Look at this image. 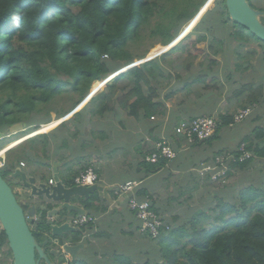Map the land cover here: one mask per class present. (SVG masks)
<instances>
[{
	"label": "trees",
	"instance_id": "16d2710c",
	"mask_svg": "<svg viewBox=\"0 0 264 264\" xmlns=\"http://www.w3.org/2000/svg\"><path fill=\"white\" fill-rule=\"evenodd\" d=\"M210 3L211 0H0V131L22 123L28 129L12 137H23L49 124L50 113H55V120H60L84 100L92 83L97 81L95 87L104 79L106 82L112 81L115 73L145 59L149 50L138 53L141 34L149 39H158L157 45L162 46L150 53L154 57L173 42L198 14L202 15ZM249 4L253 6L251 0ZM225 23L232 25L230 29L234 30L233 35L224 34ZM196 33H200V36L192 41L193 45L207 39L211 45H219L223 36L229 38L231 35L233 40L242 43L260 41L230 20L225 0L214 2L213 8L204 14L191 35ZM261 44L264 45V42ZM175 49L117 75L115 81L105 87V91L97 93L91 100L92 108H96L100 101L107 100V106L100 109L97 107L101 115L103 111L111 109L109 104L116 102L113 97L124 92L117 100L119 106L128 110L129 115L138 121L151 123V117L163 116L164 104L153 102L158 98V89L150 85V79L159 81L167 76L163 60ZM244 91L248 95L245 105L241 106L243 109L250 108L253 103L262 104V85L256 89L248 85ZM62 94L78 96L69 110L56 108L55 99ZM131 99L132 104L127 106L126 102ZM83 110L73 115V123L81 120V125H84L97 117L96 113L90 112L88 115V111L83 114ZM219 119L223 125H219V129L233 124V116L221 115ZM79 127L78 124L75 130ZM173 129L174 125L165 129L170 139ZM217 133L211 139L196 144L213 143ZM46 135H38L8 151L7 165L1 175L7 177L14 170L15 164L20 162L30 167L36 165L40 155L46 161L49 160L46 145L50 137ZM42 141V146L36 147ZM65 144L63 138L61 145ZM237 149L239 151L234 158L235 162L229 165L231 170L243 169L256 163L254 160L262 158L264 124L255 128L251 135L240 138ZM241 151H246L249 157L238 162L243 156ZM15 153L20 156H15ZM221 153L217 151L214 156ZM204 161L208 162V158ZM166 163V160L161 159L157 164L142 163V166L149 174ZM64 168L68 170V167ZM227 175L230 176L231 172ZM73 180H68V184L73 185ZM238 199L241 205L238 210L234 204L223 203L221 200L209 209L213 218L218 220L217 225H200L196 229L197 220H192L191 233L184 227L164 232L158 242L162 264H264V181L259 180L257 188L248 186L241 189ZM152 209L161 217L163 224L168 226L153 203ZM105 211L103 207L96 208L97 214H104ZM229 214L234 216L228 218ZM198 215L204 219L209 218L202 212ZM37 226L47 232L43 225ZM31 232L37 241L45 239L38 231ZM4 236L2 232L3 239ZM78 262L85 264L83 261L72 264ZM113 262L133 264L121 256L114 258Z\"/></svg>",
	"mask_w": 264,
	"mask_h": 264
},
{
	"label": "rangeland",
	"instance_id": "374dc122",
	"mask_svg": "<svg viewBox=\"0 0 264 264\" xmlns=\"http://www.w3.org/2000/svg\"><path fill=\"white\" fill-rule=\"evenodd\" d=\"M216 1L217 0H211L205 12L202 15H198L197 18H194L195 20L193 19L184 30L182 29V34L175 42L169 47H165L160 53L153 55L154 57H152L150 53L157 49V47H161L157 45L158 39H149L145 34H141L138 53H142L146 50H149V52L146 54L145 59L134 62L136 64L137 62H148L160 58L170 52L171 49L176 48L173 52L167 54L163 60V66L167 76L159 79V81L150 79V85L158 89V98L154 99L153 102L159 101L163 103L165 107V113L162 117L164 118L162 119L163 127L161 121H152L154 125L161 126V128H158L159 130L156 128L153 132H147L144 128H139L141 124L138 119L130 116L128 110L125 108H120L117 100L125 94L124 92L117 93L113 97V101L116 102L114 104H109L111 109L103 111L101 115H99L97 107L100 109L105 105L107 106V100H102L97 103V107L94 109L90 105L91 100L99 93L105 91V87L112 84L116 76L125 70L124 68L115 73V79L113 78L112 81L105 82L104 85L96 91L93 90L94 83L97 81L92 83V87L89 89L90 91H87L84 96L85 98L83 97L84 100L77 106L78 108L83 106V109L87 106L84 110L82 109L83 114L87 113V111L88 115L90 112L92 114L96 113L97 117H94L95 120H91L84 125H81V120H77L73 123V115L76 111L80 110V108L78 109L77 107L68 115L64 116L65 118L60 120H55L56 114L50 113V123L44 124L38 128L37 132L26 137L29 138L35 134H47L50 138L47 139L46 150L48 153L46 155L50 159V162H52L51 164L53 165L56 163L54 159L58 157L62 161V167L71 168L70 174H72L78 167L86 163L90 152H92L93 146L102 147L100 152L103 157L111 154L113 158L117 157L116 163L122 160L128 162L129 157H132V155L138 158V152H143L142 155L148 153V151L152 149V144L159 138L157 135L160 136L161 133H168L165 129L169 125H172L173 120L179 121L184 118L214 116L213 118L217 119L219 124L222 125L219 116L229 115L234 117V115L242 109L241 106L245 105L244 102L248 94L244 91V87L248 85H251L252 89H256L260 85L264 87V45L261 44V41L256 42L251 40V42L242 43L233 40L232 33L234 30L230 29L232 25L229 24V21H227L229 23L223 25V31L225 35H227V33L228 35H232L229 38L223 36L219 45H211L209 39H207V41H199L193 45L192 41L200 36V33L191 35L193 29L201 21L204 14L213 8L214 2ZM251 3L254 8L264 11V0H251ZM189 36L192 37L188 38ZM241 44L243 46H241ZM212 62L215 63L213 64ZM104 81L105 79L103 82ZM240 92H242L241 95L238 94ZM77 97V95H59L55 99L56 108L58 110H69L71 103L75 101ZM132 102V99L127 101V106L132 104ZM261 102V105H259V102L251 105L249 108L251 111L247 116L248 118L244 121L232 128L222 127L218 130L216 135L217 138L212 143V148L213 150L221 151L222 153L220 155L211 156L208 153H202L201 149L204 145L195 144L190 146L191 148L188 151V153L193 154L190 159H187L188 164L183 165V163L186 162L184 159L180 161L178 159L176 161V163L179 161L177 164H181V166H191L188 173L181 175V178L187 180V184L180 186L181 190L176 191L174 194L175 201L169 202L173 209H177L176 213H179L177 220L183 221L184 225L179 226L178 224H174V226L170 227L171 230L184 227L186 231L191 233L193 231L190 227L192 220H197V223H195L197 226L196 229H198L200 225L206 227L212 224L217 225L218 220L214 219L213 214L209 212L211 207L216 206L219 200H221L223 203L234 204V208L238 210L241 207L240 200L238 199L239 191L248 186L257 188L259 180L264 181V156L258 160H254L256 163L247 165L243 169L235 168L231 170L229 167L230 164L235 162L234 158L239 151L237 149L239 139L247 134L251 135L255 128L264 124V97L261 99ZM175 116H177V118H175ZM78 124L80 127L76 131L75 128ZM154 125L147 128V130L152 129ZM26 128L22 132L28 129ZM47 128L50 129L47 130ZM171 135L172 132L170 133V137ZM11 136L6 137L0 142V148ZM18 137L21 138L22 136ZM18 137H13V139ZM63 138L66 140L65 146L61 145ZM21 141H25V137L21 138ZM81 142H85L83 148L80 147ZM43 143L44 141H42L41 144L38 142L36 147H41ZM121 145L124 147H121L122 150H118L117 146ZM13 146L14 145H11L9 149ZM241 152L242 155L248 154L246 151ZM16 155L20 156L19 153H15V156ZM203 155L208 157V162H204L206 164L200 163L192 167V164H196ZM75 156H79V158L77 159ZM80 158L84 159H82L78 165V160ZM217 158L223 160L222 175L218 177L217 181H211L209 176L201 177L197 171L201 172L204 166L214 164ZM242 160H244L243 157L238 162ZM37 161L38 163L32 165L31 169L37 171L40 177L47 178V171L50 170H47L46 166H44L46 160L40 155ZM24 164L26 163L24 162ZM89 168L93 169V166L91 165ZM228 172H231L230 176L227 175ZM219 178H222V180H219ZM261 187H263V183ZM25 195L28 196L27 193H20L17 196L19 200L24 204L26 203L28 206ZM93 196L94 197L91 199L92 201L96 199V194ZM96 203L97 202H87L86 205L89 208H93ZM203 210H205L203 212L205 216L209 217L208 219H204L198 215ZM216 213L218 214L219 212ZM233 216L234 214L227 215L228 218ZM109 224L110 229L106 230V232L99 228L101 234L106 233L108 237L107 240L101 239L100 237L96 239L87 237V233L82 237L79 233H74L70 234L72 235L70 237L61 239L58 245H61L64 241L85 240L84 243L88 241L91 245L90 247L94 248V250L88 253H83L82 251L77 254L75 259L78 261L80 258L85 259V264H115L113 259L119 256L131 260L133 264L163 263V260L160 258L159 260H155L158 253L151 248L143 249L142 254L135 258L136 252H134V246L137 245L128 240L122 244L119 240V234L115 230V225L112 223ZM33 226H36L33 228V233L34 231H38L44 235L45 230H43L42 227L40 228L36 224ZM51 241L52 239H50V242ZM142 248L141 244V249ZM155 248H158L157 243ZM5 255L7 256L5 263L10 264V252L7 251ZM68 257L70 258L69 255L63 253L60 254L58 258L54 256V259L50 256L49 260L54 264H70L71 258L68 259ZM152 261L153 263H151ZM41 264H44V262H41ZM77 264L82 263L78 262Z\"/></svg>",
	"mask_w": 264,
	"mask_h": 264
},
{
	"label": "water",
	"instance_id": "95a60500",
	"mask_svg": "<svg viewBox=\"0 0 264 264\" xmlns=\"http://www.w3.org/2000/svg\"><path fill=\"white\" fill-rule=\"evenodd\" d=\"M225 5L232 22L264 42V11L251 6L249 0H225ZM138 63H133L123 72L145 62ZM24 128L25 125L20 123L10 126L6 131H0V141L22 132ZM51 170L52 184L45 182L44 178L29 176L21 169H16L11 174L12 178L20 180L21 185L29 191V201L34 203H28V208L19 203L13 187L0 174V226L12 256V264H53L46 254L49 241L39 243L31 232L28 220L31 225H43L50 238L65 239L74 233L83 236V231L72 226L71 221L75 216H88L90 212L87 206L77 201L83 199L87 204L96 194L113 203L109 196L111 188L101 184L66 186L58 176L55 164ZM83 248L81 243L62 246L63 253L69 255L72 262L75 261L78 251ZM58 253V250H52L50 255Z\"/></svg>",
	"mask_w": 264,
	"mask_h": 264
},
{
	"label": "crops",
	"instance_id": "0c3cea01",
	"mask_svg": "<svg viewBox=\"0 0 264 264\" xmlns=\"http://www.w3.org/2000/svg\"><path fill=\"white\" fill-rule=\"evenodd\" d=\"M105 82H106V79L104 82L103 81L101 82L103 83L102 86L104 85ZM208 95H207V98H208ZM82 107L83 106H81L80 110L83 109ZM164 113H165V110H164ZM155 117L156 118L154 120L161 121L162 127H163V120H162L164 119L162 118L163 116L157 115ZM175 118H177V116H175ZM189 119L184 118L179 121L173 120L172 125L176 126L179 122L186 121ZM93 120L95 119H92V121ZM139 123L141 124L139 128H142V129L144 128L145 131L147 132H153V130L157 128L156 125L153 124V122L144 123V122L139 121ZM237 124L239 123L231 124L229 125L228 128H232ZM152 125H154L152 129L147 130V128H150ZM172 125H169V126H172ZM162 136H167V135L164 133H161L160 136L157 135V137L159 138ZM171 137H172L171 144H172L173 149L176 152V158L172 161H166L167 163L164 166L160 167L156 172L149 173V174H147L143 170L142 163H146L144 161V157H146L147 154L154 151V146L156 142L159 140V138L152 144V149H150L148 153L142 155L143 152H138L139 157L135 158V155H132V157H129L128 162L122 160L121 162L116 163L117 157L113 158L112 154L106 157H103L100 152L102 147L93 146L92 152H90L89 157L86 160V163L78 167L72 174H70L71 168H68L67 170L66 168L62 167L61 165L62 161L58 157L54 159V161L56 162L54 164L56 166L57 174L60 177L61 181H63L64 184H67L66 186H70L69 184H71V183L68 184L69 179L71 180L72 178H74L75 180V178H77L81 173H83L86 168L91 167L92 165L93 169L95 168L94 171H96V174L98 176L97 184H101L104 187L111 188L109 192V196L111 198V202L113 203H109L104 198H100L97 195L94 201L90 200L91 202H97L98 206H93V208L86 207L87 205L84 203L85 201L83 199L77 201V202H81V204L84 205L88 209V211L90 212V216L97 217L96 223L92 225L91 228H88L89 230L84 232V234L87 233L86 235L87 237L94 238V239L100 237L101 239L107 240L108 237L106 233L101 234L99 228L106 232V230L110 229L109 223H112L115 225V230L118 232L119 240L122 242V244H124L125 241L128 240L131 243H134L135 245H137V246H134L135 247L134 252H136L135 258H137L139 255L142 254L143 249L151 248L158 253L157 258L155 260H159L160 250H161L160 244H157L158 248H155L157 242L151 241L148 236L143 235L139 232L140 224L136 220L134 214L130 212L127 207V196L119 194L117 190L113 188L122 183L128 182V181L136 182L138 184V189H137L138 196L142 199H149L154 204L155 209L159 212L161 216H163V218L166 220V222H168V224H170L171 226H174V224H178L179 226L184 225L183 221L177 220L179 213L178 212L176 213L177 209H173L172 206H170L169 202H174L175 192L181 190L180 186L187 184V180L185 178H181V175L188 173L190 171L189 168L191 165L181 166V164H177V163L180 160L184 159L186 162L183 163V165L188 164L187 159H190L191 156H193V154L188 153V151L191 148L190 146H193V145H187L183 140L179 138L176 139L173 133ZM203 145L204 147L201 149L202 153L205 152V153L210 154L211 156H214L216 152L218 151V150H213L212 143L203 144ZM84 146H85V142L84 143L81 142L80 147L83 148ZM186 146H189V147H186ZM121 147L123 148L124 146L123 145L117 146L118 150L119 149L122 150ZM75 157L77 159L79 158V156H75ZM206 158L208 157L203 155V157L196 164H192L193 165L192 167L205 162L204 160ZM82 159L84 158H80L78 160V165ZM178 159L179 161L176 163ZM51 163L52 162H50V159L47 160L46 163H44V166H46L47 170H50V171H47V175H46L47 178H45V182H50V180H52V173H51L52 170L51 169L53 165ZM19 164L20 163L15 164V167H18ZM25 169H28L29 173L31 172V173L39 174L37 173V171L31 169V167L27 165ZM10 180H12L13 183L17 186V191L19 193L24 194L23 189L20 188L19 186L20 182L12 179L11 177H10ZM25 200L30 205L34 203V202H30L29 198H26ZM101 207L105 208L106 211L104 212V214H100V213L97 214L96 208H101ZM204 211L205 210L201 212L203 213ZM84 242L85 240H82L80 242L81 244H83L84 248L79 250L78 253L82 251L83 253H88L94 250V248L90 247L91 245L88 243V241L87 243H84ZM69 243L70 242H65V244H69ZM141 244L143 247L142 249H141ZM4 248H6V245H4ZM68 259L70 258L68 257ZM79 261L84 262L85 259L80 258ZM70 262H71V259H70ZM151 263H153V261Z\"/></svg>",
	"mask_w": 264,
	"mask_h": 264
},
{
	"label": "built area",
	"instance_id": "2783aa9c",
	"mask_svg": "<svg viewBox=\"0 0 264 264\" xmlns=\"http://www.w3.org/2000/svg\"><path fill=\"white\" fill-rule=\"evenodd\" d=\"M249 108L240 110L233 119V124L240 123L247 118ZM155 118L151 117V121ZM219 128L218 120L213 117H201L194 120H186L179 122L174 126V136L184 140L188 144L205 142L211 139ZM243 150V148H241ZM1 157V154H0ZM243 158H248L249 155H243ZM241 157V158H242ZM176 158V152L172 147L170 140L167 137H162L154 146V151L148 154L145 158L147 163L157 164L161 159L172 161ZM206 164V163H205ZM23 165V164H22ZM5 162L0 158V169H3ZM223 160L218 158L212 165H207L198 172L201 177L209 176L211 181H217L222 175ZM222 180V178H219ZM97 181V175L92 168H88L81 173L76 179L77 185H92ZM137 184L128 181L118 186V192L121 195H127V207L132 212L135 218L140 223V233L150 236L152 239H158L163 229L168 231L161 217L152 209V203L149 200H141L136 194ZM96 217L83 216L74 218L72 223L76 227H86L89 224H95Z\"/></svg>",
	"mask_w": 264,
	"mask_h": 264
},
{
	"label": "clouds",
	"instance_id": "9594fccd",
	"mask_svg": "<svg viewBox=\"0 0 264 264\" xmlns=\"http://www.w3.org/2000/svg\"><path fill=\"white\" fill-rule=\"evenodd\" d=\"M200 13V12H199ZM198 16V15H197ZM196 16V17H197ZM182 34V32L175 38V40L173 41V42H175L177 39H178V37L180 36ZM173 42H171L168 46H166V47H169ZM162 47V46H161ZM138 63V62H137ZM127 68V67H126ZM115 79V78H114ZM78 108V107H77ZM79 108H81V106L79 107ZM78 108V109H79ZM243 110V109H242ZM77 112H79V110L78 111H76L75 113H77ZM209 117V116H208ZM63 118H65V117H63ZM63 118H61V119H63ZM155 118V117H154ZM248 118V117H247ZM233 119H234V117H233ZM245 120V119H244ZM243 120V121H244ZM151 121V120H150ZM154 121V120H153ZM218 123H219V121H218ZM220 125V124H219ZM43 126V125H42ZM9 128V127H8ZM7 128V129H8ZM7 129H5V130H3V131H6ZM24 130H25V128H24ZM218 130H219V128H218ZM218 130L216 131V133L218 132ZM38 130H36V131H34V132H32V133H29L28 135H32L33 133H35V132H37ZM172 133H173V130H172ZM16 135V134H15ZM28 135H26L27 137H28ZM38 135H40V134H38ZM37 134H35V135H33V136H31V137H29V138H27L26 136H23V137H25V141H27V140H29V139H32V138H34V137H36V136H38ZM173 135H174V133H173ZM14 136V135H13ZM23 137H21V138H23ZM162 137H164V136H162ZM162 137H160L159 138V140L158 141H160V139L162 138ZM165 137H167V136H165ZM21 138L19 139H13V137L11 136L10 138H8V140H6L7 142L5 143V144H7V145H4L3 147H1V148H3V149H1L0 150V154H1V159H3L4 160V162H5V166H4V168L3 169H0V174H1V172L5 169V167H6V165H7V160H6V153L8 152V151H10L11 149H13V148H15L16 146H18V145H20V144H22L23 142H25V141H21ZM169 140H170V142H171V139L169 138V137H167ZM5 139V138H4ZM176 139H177V137H176ZM182 140V139H181ZM1 141H3V140H1ZM0 141V142H1ZM19 141H21V142H19ZM157 141V142H158ZM184 141V140H183ZM156 142V143H157ZM185 142V141H184ZM15 143H18L17 145H15V146H13L12 148H10L9 149V147L11 146V145H13V144H15ZM186 143V142H185ZM200 143H203V142H200ZM187 145H190V144H188V143H186ZM196 143H194V144H191V145H195ZM8 146V147H7ZM153 152V151H152ZM151 152V153H152ZM150 154V153H149ZM146 158V157H145ZM144 161H145V159H144ZM146 162V161H145ZM147 163V162H146ZM23 164V165H22ZM151 164V163H150ZM203 164H205V163H203ZM26 168V164H24V162H20V164H19V166L18 167H15L14 168V170L12 171V173L11 174H13L14 173V171L16 170V169H21L23 172H26L29 176H34V177H40V175L39 174H36V173H29V171H28V169H25ZM89 168V167H88ZM88 168H86L85 170H87ZM84 170V171H85ZM93 171H94V169H93ZM94 173L96 174V172L94 171ZM11 174H9V175H7V177H3L2 175V177H3V179H5L6 181H8L9 182V184H11L12 183V180H10V177H11ZM97 175V174H96ZM12 178V177H11ZM42 178V177H41ZM8 179V180H7ZM12 179H14V178H12ZM45 179V178H44ZM76 179V178H75ZM15 180V179H14ZM20 181V180H19ZM132 182H134V181H132ZM21 183V182H20ZM74 183H75V180H74ZM98 183V176H97V181L95 182V183H93V184H97ZM126 183V182H125ZM136 183V182H135ZM49 184H52V181L50 180V182H49ZM92 184V185H93ZM122 184H124V183H122ZM137 184V183H136ZM75 185H77L76 183H75ZM121 185V184H120ZM12 186V185H11ZM119 186V185H118ZM118 186H116L114 189H116L117 190V192H118ZM13 187V186H12ZM13 189H14V192L18 195V194H20L18 191H17V188H14L13 187ZM137 189H138V184H137V188H136V194H137V196H138V193H137ZM119 193V192H118ZM120 194V193H119ZM27 195H28V198H29V193H27ZM26 196V195H25ZM124 196H127V195H124ZM139 197V196H138ZM140 198V197H139ZM30 199V198H29ZM141 200H149V199H142V198H140ZM127 200H128V196H127ZM150 201V200H149ZM151 202V201H150ZM152 203V202H151ZM29 206V205H28ZM28 206H27V204H26V208H28ZM95 206H98L97 204L95 205ZM38 212V211H37ZM38 214V213H37ZM88 216H90V215H88ZM81 217H83V216H81ZM93 217H95V216H93ZM74 218H78V216H75V217H73L72 218V220L74 219ZM97 218V217H96ZM137 220V219H136ZM138 221V220H137ZM71 224H72V226H74L73 225V223H72V221H71ZM140 224V223H139ZM37 225H40V224H37ZM93 224H89V225H87L86 227H78V228H80L81 230H83V233L84 232H86L87 231V227L88 226H90L89 228H91V226H92ZM74 227H76V226H74ZM166 227H168V231H166L165 229H163V231H162V233H161V235H163V233L164 232H170L171 231V229H170V227H171V225L170 224H168V226H166ZM3 231H2V228H1V226H0V234L2 233ZM139 232H140V225H139ZM45 233L46 234H48V232H46L45 231ZM142 234V233H141ZM143 235H146V234H143ZM159 236V238L158 239H152L150 236H148V235H146V236H148L149 237V239L151 240V241H154V242H157V244H158V242H159V240H160V238L162 237V236ZM1 237H2V234H1ZM5 237V236H4ZM54 239H57V238H54ZM63 239V238H62ZM5 240V241H4ZM60 240L61 239H59V243H60ZM3 241L4 242H6V239H3L2 238V243H3ZM65 242H70L69 244H78V243H80L81 241L79 240V241H64L61 245H55L51 250H58L59 251V253L58 254H63V250H62V246L65 244ZM56 243V242H55ZM57 244V243H56ZM5 245H6V243H5ZM49 245V244H48ZM9 251V250H8ZM10 252V251H9ZM11 254V253H10ZM12 257V256H11ZM10 257V258H11ZM75 261H78V260H75ZM74 261V262H75ZM73 262L71 261L70 262V264H72ZM54 264V263H53Z\"/></svg>",
	"mask_w": 264,
	"mask_h": 264
},
{
	"label": "flooded vegetation",
	"instance_id": "af4514ba",
	"mask_svg": "<svg viewBox=\"0 0 264 264\" xmlns=\"http://www.w3.org/2000/svg\"><path fill=\"white\" fill-rule=\"evenodd\" d=\"M7 180H8V179H7ZM15 180L19 181L18 179H15ZM19 182H21V181H19ZM11 184H13L12 186H13L14 188H17V186L13 183V181H12ZM19 186H20V188L23 189L24 194L29 193V191H28L27 189H25V188L21 185V183H19ZM15 195L17 196L16 193H15ZM25 197L28 198V196H25ZM16 198H17V200L19 201L20 204H24L21 200H19L18 196H17ZM24 205H26V203H25ZM28 224L30 225L29 227H30L31 230H33V228L36 227V226L31 225L29 220H28ZM36 225H37V224H36ZM88 228H89V226L87 227V230H89ZM43 233H44V232H43ZM1 234H2V233H1ZM1 234H0V264H6L5 262H6V258H7V256L5 255V253H6L9 249H8L7 243L4 242L5 240H4L3 243H2V237H1ZM44 237H45L44 240H42V241H38V242L41 243V242H43V241H45V240H48V241H49V245L46 247V254H47V256L49 257V259H50V256L52 257V259H54V256H56L57 258H58V256L60 257V254L50 255V252L52 251L51 249H52L55 245L58 246L59 239L50 238V237H49V233H48V234L44 233ZM50 239H52L51 242H50ZM55 242H56L57 244H56ZM5 243H6V248H4ZM10 264H12V257H11ZM40 264H41V263H40Z\"/></svg>",
	"mask_w": 264,
	"mask_h": 264
},
{
	"label": "bare ground",
	"instance_id": "6f19581e",
	"mask_svg": "<svg viewBox=\"0 0 264 264\" xmlns=\"http://www.w3.org/2000/svg\"><path fill=\"white\" fill-rule=\"evenodd\" d=\"M102 84H103V83L96 84L95 87H94V90H93V91H96V90L100 89L101 86H102ZM54 125H55V124H54ZM54 125H51V126H54ZM48 129H50V128H48Z\"/></svg>",
	"mask_w": 264,
	"mask_h": 264
}]
</instances>
